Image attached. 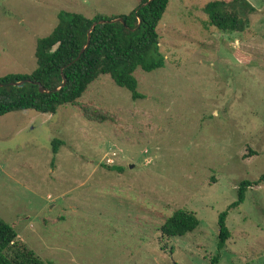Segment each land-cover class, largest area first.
I'll return each mask as SVG.
<instances>
[{
    "label": "rangeland",
    "instance_id": "obj_1",
    "mask_svg": "<svg viewBox=\"0 0 264 264\" xmlns=\"http://www.w3.org/2000/svg\"><path fill=\"white\" fill-rule=\"evenodd\" d=\"M216 0H168L164 66L134 76L142 99L108 76L54 115L0 117V218L53 264H264V182L218 218L243 181L264 175V0L243 33L210 27ZM230 1V0H227ZM138 0H0V78L36 69L60 12L113 18ZM62 141L54 155L52 141ZM114 167L120 170H108ZM177 210L198 228L162 238Z\"/></svg>",
    "mask_w": 264,
    "mask_h": 264
},
{
    "label": "trees",
    "instance_id": "obj_2",
    "mask_svg": "<svg viewBox=\"0 0 264 264\" xmlns=\"http://www.w3.org/2000/svg\"><path fill=\"white\" fill-rule=\"evenodd\" d=\"M167 5L168 0H138V7L127 15L113 18L98 15L91 20L80 14L60 12L53 31L36 42V69L28 75L0 78V117L22 111L54 115L60 107L74 105L101 76L110 77L118 87L127 90L133 100L142 99L134 73L137 69L149 73L164 66L157 27ZM203 12L210 27L223 33H243L249 26L246 15L254 12V7L246 0H216L208 3ZM116 19L122 22H112ZM94 23L98 24L91 29ZM88 36L90 41L86 46ZM18 83L22 84L16 85ZM40 87L44 93L39 91ZM60 143L62 141H52L54 155ZM262 182L264 175L253 183L241 182L237 201L219 215V250L230 238L226 226L229 212L245 201L251 185ZM198 226L194 214L177 210L160 227V232L162 238H181ZM0 264L53 263L42 260L19 242L14 227L0 218Z\"/></svg>",
    "mask_w": 264,
    "mask_h": 264
},
{
    "label": "water",
    "instance_id": "obj_3",
    "mask_svg": "<svg viewBox=\"0 0 264 264\" xmlns=\"http://www.w3.org/2000/svg\"><path fill=\"white\" fill-rule=\"evenodd\" d=\"M112 22H122V20H121V19H116V20H113ZM99 23H103V21H100ZM97 24H98V23H94V24L92 25L91 29H93ZM89 41H90V37L88 36V40H87V44H86V46L88 45ZM82 52H83V51H82ZM65 83H66V81L64 80V81H63V86L65 85ZM19 84H22V83H18V84H16V85H19ZM39 91H40L41 93H44V92H45V90H44L42 87L39 88Z\"/></svg>",
    "mask_w": 264,
    "mask_h": 264
}]
</instances>
